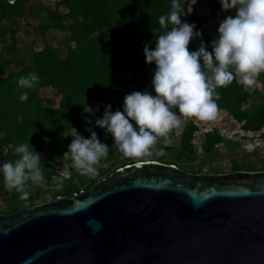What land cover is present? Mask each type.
<instances>
[{
    "label": "water",
    "instance_id": "water-1",
    "mask_svg": "<svg viewBox=\"0 0 264 264\" xmlns=\"http://www.w3.org/2000/svg\"><path fill=\"white\" fill-rule=\"evenodd\" d=\"M0 264H264V170L125 163L71 196L0 212Z\"/></svg>",
    "mask_w": 264,
    "mask_h": 264
},
{
    "label": "rangeland",
    "instance_id": "rangeland-1",
    "mask_svg": "<svg viewBox=\"0 0 264 264\" xmlns=\"http://www.w3.org/2000/svg\"><path fill=\"white\" fill-rule=\"evenodd\" d=\"M195 5L197 13L206 17L200 28V42L202 39L205 43L209 34L214 39L218 38L222 20L229 15L235 16L234 9H222L221 0H197ZM54 12L65 15V24L74 20L67 16L68 10L59 0H20L16 5L0 0V77L15 74L33 65V52L44 47L50 48L62 59L67 56L75 46V41L68 30L58 26L53 18ZM190 50L195 51L197 48ZM142 82L137 83L136 91H155L151 85ZM233 87L238 92L234 98L231 90ZM222 88L226 89V93L222 91L221 94L225 96L217 101L219 115L216 120L200 121L181 117L182 126L173 130L169 142L158 138L152 156L129 158L113 146L112 135L96 125V120L103 117L107 107L97 109L96 102L89 100L78 89L70 93L63 103L62 93L49 85L31 88L28 100L22 102L20 95L23 91L16 85L8 96L0 94V166L18 159L21 154L16 149L28 143L30 150L41 156L44 180L40 184L29 182L26 188L29 197L27 201H22L21 193L6 188L0 173V212L10 213L54 199L60 196L63 187L76 185L80 190L90 188L117 167L142 159L172 162L192 172L264 170V119L258 126L253 120L252 124L248 122L253 114L264 117V73L260 74L253 87H245L234 80ZM217 91L220 93L221 88ZM232 99L234 101L231 102ZM228 105H232L235 110L238 108L239 111L247 112L249 117L239 120L228 109ZM85 107L92 111L86 112ZM113 109L111 106L114 112ZM56 110L61 111L60 115ZM72 110L82 111L84 127L76 126ZM191 124L196 126V130L188 139L183 134ZM72 127L84 138H91V132L86 130L91 128L99 140L109 146V153L96 166L98 175L94 177L81 175L73 167L71 153L68 151L73 139ZM161 150L162 154H158Z\"/></svg>",
    "mask_w": 264,
    "mask_h": 264
},
{
    "label": "clouds",
    "instance_id": "clouds-1",
    "mask_svg": "<svg viewBox=\"0 0 264 264\" xmlns=\"http://www.w3.org/2000/svg\"><path fill=\"white\" fill-rule=\"evenodd\" d=\"M8 2L15 4V0ZM184 3L187 12L181 0H172L170 13L159 17L163 32L156 38L155 48L144 46L146 62L156 65L151 82L155 95L133 91L124 97L123 111L113 112L109 104L103 117L96 120L97 126L112 135L113 146L125 157L152 156L158 138L169 142L173 130L182 126L181 117L216 120L218 88L227 87L234 80L253 87L264 73V0H221L222 9H234L235 16L229 15L220 23L218 38L211 42L212 51L207 50L202 39L197 50H190L191 41L202 37V33L194 23L181 20L182 15L192 13L197 0ZM38 82L39 76L34 72L16 81L24 89L34 88ZM20 100L27 101L28 93H21ZM84 110L92 111L88 107ZM86 130L91 132V138H84L72 127L68 151L77 172L94 177L98 175L96 166L109 153V146L91 128ZM16 151L20 157L3 163L0 173L6 188L21 193L20 200L27 201L29 182L40 184L44 180L41 156L30 150L28 143Z\"/></svg>",
    "mask_w": 264,
    "mask_h": 264
},
{
    "label": "trees",
    "instance_id": "trees-1",
    "mask_svg": "<svg viewBox=\"0 0 264 264\" xmlns=\"http://www.w3.org/2000/svg\"><path fill=\"white\" fill-rule=\"evenodd\" d=\"M59 1L67 8V16L74 20L65 24V15L58 12H54L53 18L60 28L70 32L75 46L63 59L47 47L35 50L32 54L33 65L26 66L15 74L0 77V94L8 96L10 90L18 85L16 81L19 77L34 72L39 76V82L35 86L53 87L62 93L63 103L70 93L78 89L89 100L96 102L97 109L110 104L115 112L117 109L124 110V97L136 91L138 82H146L154 88L151 82L156 65L154 62H146L144 46L147 44L150 48H155L156 38L163 32L158 23L159 17L170 13L172 0ZM19 2L20 0H16L11 5ZM181 4L187 12L184 0H181ZM205 19V16L197 13L196 5H193L192 13L181 16L182 22L194 23L198 31H201ZM213 39L210 34L207 36L205 45L208 51H212ZM200 43V38H195L189 47L198 49ZM19 90L27 93L31 91L24 88ZM231 90L233 98L238 95L234 87ZM222 91L226 93V89L221 88L219 101L225 96L221 94ZM152 94L155 95V91ZM228 109L239 120L249 117L247 112L239 111L238 108L235 110L232 105H228ZM56 113L60 115L61 111L56 110ZM72 118L78 128L85 126L81 110H72ZM263 119V115L253 114L248 122L252 124L253 120L258 126ZM195 130L196 126L191 124L185 128L183 136L190 139ZM79 191L76 185H72L63 187L60 195L71 196Z\"/></svg>",
    "mask_w": 264,
    "mask_h": 264
}]
</instances>
